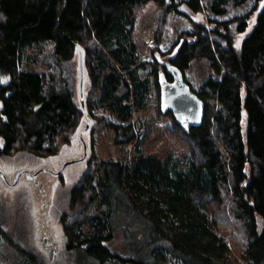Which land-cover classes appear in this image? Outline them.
Listing matches in <instances>:
<instances>
[{
    "label": "trees",
    "instance_id": "1",
    "mask_svg": "<svg viewBox=\"0 0 264 264\" xmlns=\"http://www.w3.org/2000/svg\"><path fill=\"white\" fill-rule=\"evenodd\" d=\"M150 1L160 10L159 45L169 15L183 14L176 0H0V163L54 157L73 144L87 122L79 47L92 132L106 127L117 146L139 143L134 113L155 89L159 116L189 152L182 172L139 157L80 171L56 211L61 248L44 237L39 245L24 204L15 213L0 196V242L24 254L23 264H264V10L238 48L251 13L223 17L249 0H212L216 18L192 22L168 52L154 47L143 60L136 25ZM184 2L202 11L201 0ZM199 59L212 75L197 85L187 72ZM167 64L204 102L199 127L186 131L162 110L159 75L173 80ZM20 173L13 185L2 180L16 187L35 175ZM115 241L123 243L117 252Z\"/></svg>",
    "mask_w": 264,
    "mask_h": 264
},
{
    "label": "rangeland",
    "instance_id": "2",
    "mask_svg": "<svg viewBox=\"0 0 264 264\" xmlns=\"http://www.w3.org/2000/svg\"><path fill=\"white\" fill-rule=\"evenodd\" d=\"M184 1L186 0H176L180 3L179 9L183 14L174 12L169 15L159 45L155 44L154 38L160 26V10L153 1H150L143 10L136 25V44L143 60H150L151 49L154 47H158L157 49L161 52H168L184 31L192 29V22L207 25L210 19L216 18L210 10L212 0H201L202 11L200 13H193ZM262 10H264V0H249L241 7L230 8L229 13L223 17L229 19L242 16L248 12L251 13L247 32L240 35L236 42L238 48L243 39L252 31ZM211 75L212 71L208 62L202 59L194 60L187 72L188 78L197 85ZM157 101V91L154 89L147 108L143 112L134 113L133 122L138 125L137 128L141 136V141L137 144L117 146L114 143L115 134L112 130L100 127L92 132L91 128L95 124L91 121L90 130L84 136L88 148L84 163L80 162L84 157V146L79 137L86 128L87 122L82 124L73 144L66 146L57 156L27 160L28 156L18 155L10 160L1 161L0 191L2 195L0 196L4 195V206L11 209L14 205L16 213V208H19L21 202L24 204V208L31 216L30 222L34 220L33 233L36 234L39 245L44 237L46 245L55 244L59 248L63 246L62 229L58 223L60 216H57L56 211L59 210L58 204L65 194L64 190H69L75 186L76 175L80 171L93 167L102 160L121 161L132 160L135 157L162 161L171 173L182 172L187 169L188 148L173 133L174 128L171 120L162 119L159 116ZM70 162L72 163L64 170L63 177L55 175L62 170L65 164ZM22 171L38 174L36 182L33 183V179L24 176L16 187L6 186L4 181L13 185ZM1 172L5 175L3 176ZM19 193L24 197L16 201L15 196H19ZM262 221V218L259 217L260 225H262ZM122 244L120 241H115L112 246L113 251L117 252ZM25 260V255L14 249L6 240L0 242V264H23ZM108 264H114V260ZM166 264L180 263L168 258Z\"/></svg>",
    "mask_w": 264,
    "mask_h": 264
},
{
    "label": "water",
    "instance_id": "3",
    "mask_svg": "<svg viewBox=\"0 0 264 264\" xmlns=\"http://www.w3.org/2000/svg\"><path fill=\"white\" fill-rule=\"evenodd\" d=\"M184 40L182 39L180 44L176 47L173 55L175 56L179 49L181 48ZM80 52V92H81V102L83 106L84 116L86 118L87 124L84 131L81 133L80 138L84 146V157L80 160L83 161L87 156V144L84 140L85 133L89 130L91 125V119L88 115V112L84 103L83 96V86H84V52L79 47ZM168 72L172 75L173 80L168 82L164 73L159 75V85H160V95H161V107L164 112L170 110L174 115L176 122L183 126L186 131L189 130V127H199L204 118V102L197 96V94L191 89L190 85L185 81L183 73L175 68L171 64H167ZM186 123V124H185ZM72 162L64 165L61 171L56 173V176H60L62 171L70 165ZM36 175H31V178L34 179ZM21 177L18 176V180Z\"/></svg>",
    "mask_w": 264,
    "mask_h": 264
},
{
    "label": "flooded vegetation",
    "instance_id": "4",
    "mask_svg": "<svg viewBox=\"0 0 264 264\" xmlns=\"http://www.w3.org/2000/svg\"><path fill=\"white\" fill-rule=\"evenodd\" d=\"M167 71H168V68H167ZM169 73V72H168ZM186 124V123H185Z\"/></svg>",
    "mask_w": 264,
    "mask_h": 264
}]
</instances>
